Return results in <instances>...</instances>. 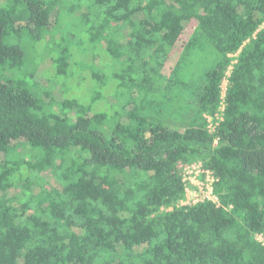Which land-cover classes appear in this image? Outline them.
Instances as JSON below:
<instances>
[{"label": "trees", "instance_id": "1", "mask_svg": "<svg viewBox=\"0 0 264 264\" xmlns=\"http://www.w3.org/2000/svg\"><path fill=\"white\" fill-rule=\"evenodd\" d=\"M48 28L49 88L0 80V264H264V0H0V65Z\"/></svg>", "mask_w": 264, "mask_h": 264}, {"label": "rangeland", "instance_id": "2", "mask_svg": "<svg viewBox=\"0 0 264 264\" xmlns=\"http://www.w3.org/2000/svg\"><path fill=\"white\" fill-rule=\"evenodd\" d=\"M52 23V22H51ZM52 27V25H50ZM61 28H63V24L60 25ZM61 31V30H60ZM61 33V32H59ZM26 34V35H25ZM23 35L22 38V48L24 50V54H25V60L24 63L22 64V66H20L19 68H8L7 65H0V80H4V79H11V80H16V79H20L22 81H24V85L31 87L32 84L35 82H37L40 86L43 85L47 88H49L46 78L47 75H49V70H53V64H52V59L47 51L48 47V43H50L53 40V36H52V32L51 29H47L46 33L44 34V38H43V46L42 44H40V39L37 41H31L28 37H30V34H28L27 32ZM59 34H56L55 38H58ZM35 39H37L35 37ZM61 41V39H58ZM57 40V41H58ZM59 41V42H60ZM53 44V43H52ZM64 45V44H63ZM69 45V50L71 51L70 47H74L77 48V46L75 45V41L73 43H68ZM65 46V45H64ZM212 47L209 46L208 51L210 52ZM75 49V53L77 55H79V50ZM81 58V56H74L73 59H78ZM77 62V66L82 65L81 60L79 61H74V63ZM33 70V77L32 78H28L27 77V71H31ZM64 80V90H67L68 92L71 91H75V93H78L77 90H75L76 88H78L80 85H82V81L79 79L75 81H73L72 83L69 82V80L66 78H63ZM33 82V83H32ZM36 85V83L34 84ZM54 86V85H53ZM53 88V89H52ZM51 88V92L54 95V100L56 101H60L63 99V94L61 91L60 86H54ZM31 89V88H30ZM90 90V92L92 91V89L88 88V86L83 90ZM72 95V94H71ZM76 95V94H75ZM79 97L81 100H83L84 102L88 101V96L87 94H82V93H78ZM48 99L45 98V101H47ZM191 104H193V102H190ZM52 107H54L56 110L58 109L57 105L54 104ZM104 104L102 102H100L97 106V108H102L103 109ZM185 120L187 121V115L184 116V118L180 119V121L178 120L177 125L182 129L185 126ZM43 177L48 180L50 183H54V178L51 176V174L49 172H42ZM11 192H15V190H11ZM196 194V192H193ZM10 194V192H9ZM194 196V195H193Z\"/></svg>", "mask_w": 264, "mask_h": 264}, {"label": "built area", "instance_id": "3", "mask_svg": "<svg viewBox=\"0 0 264 264\" xmlns=\"http://www.w3.org/2000/svg\"><path fill=\"white\" fill-rule=\"evenodd\" d=\"M208 120H210V118H208ZM202 172L203 170L198 163H194L187 167L183 179L185 181V201L182 202V204L187 202L196 203L204 199L212 200L214 202L216 201L217 198L213 193L211 185L213 179L211 178L210 173L206 172L205 178H203L205 181H203L201 179ZM190 185L194 187H190ZM193 192H196V194ZM258 240L264 243L261 236H258Z\"/></svg>", "mask_w": 264, "mask_h": 264}]
</instances>
